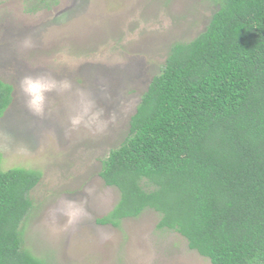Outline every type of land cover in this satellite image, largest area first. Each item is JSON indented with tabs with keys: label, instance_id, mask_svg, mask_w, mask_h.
I'll use <instances>...</instances> for the list:
<instances>
[{
	"label": "rangeland",
	"instance_id": "1",
	"mask_svg": "<svg viewBox=\"0 0 264 264\" xmlns=\"http://www.w3.org/2000/svg\"><path fill=\"white\" fill-rule=\"evenodd\" d=\"M216 4L0 0V80L12 86L0 118V170L41 175L22 238L43 264H209L181 235L158 229L154 210L118 227L96 220L119 200L99 176L103 159L126 137L170 48L200 35ZM27 76L53 85L39 114L20 90Z\"/></svg>",
	"mask_w": 264,
	"mask_h": 264
},
{
	"label": "trees",
	"instance_id": "2",
	"mask_svg": "<svg viewBox=\"0 0 264 264\" xmlns=\"http://www.w3.org/2000/svg\"><path fill=\"white\" fill-rule=\"evenodd\" d=\"M215 1L204 31L170 48L103 159L99 176L119 200L96 222L118 227L151 209L158 229L209 264H264V0ZM11 101L0 80V118ZM40 176L0 170V264H43L22 238Z\"/></svg>",
	"mask_w": 264,
	"mask_h": 264
},
{
	"label": "clouds",
	"instance_id": "3",
	"mask_svg": "<svg viewBox=\"0 0 264 264\" xmlns=\"http://www.w3.org/2000/svg\"><path fill=\"white\" fill-rule=\"evenodd\" d=\"M53 85L45 84L40 78H33L31 76L25 77L20 83L21 92L27 96L28 107L34 110L37 114L42 112V105L44 102V93L50 91ZM73 124L79 123V119H73ZM75 212L69 213V222L72 221Z\"/></svg>",
	"mask_w": 264,
	"mask_h": 264
}]
</instances>
